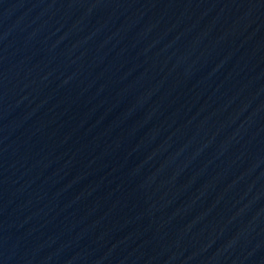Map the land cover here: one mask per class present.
Returning <instances> with one entry per match:
<instances>
[{
	"label": "water",
	"instance_id": "1",
	"mask_svg": "<svg viewBox=\"0 0 264 264\" xmlns=\"http://www.w3.org/2000/svg\"><path fill=\"white\" fill-rule=\"evenodd\" d=\"M0 264H264V0H0Z\"/></svg>",
	"mask_w": 264,
	"mask_h": 264
}]
</instances>
